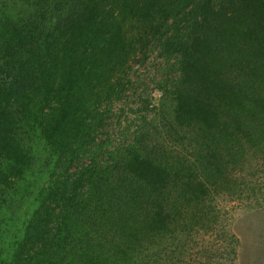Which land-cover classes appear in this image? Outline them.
<instances>
[{
  "label": "trees",
  "instance_id": "trees-1",
  "mask_svg": "<svg viewBox=\"0 0 264 264\" xmlns=\"http://www.w3.org/2000/svg\"><path fill=\"white\" fill-rule=\"evenodd\" d=\"M224 2L3 3L0 264L234 259L214 198L264 207V0ZM148 51L130 128L111 107Z\"/></svg>",
  "mask_w": 264,
  "mask_h": 264
},
{
  "label": "rangeland",
  "instance_id": "rangeland-1",
  "mask_svg": "<svg viewBox=\"0 0 264 264\" xmlns=\"http://www.w3.org/2000/svg\"><path fill=\"white\" fill-rule=\"evenodd\" d=\"M189 1L191 2L192 0ZM210 1L211 4L216 6L220 2H224V0ZM9 2L11 0H0V9L3 10V3L8 6ZM226 5V2H224L221 6ZM18 10L17 5V9L13 12L7 10L6 12L14 16V13H18ZM126 33L127 36L130 35L129 32ZM134 44L130 43L129 45L134 46ZM127 52H129V49ZM141 52L133 60L129 59L126 75L130 83L126 86L127 89L124 90L123 95L119 97L120 100H116V103L112 105L110 113V115L113 114L119 117L122 122L127 121L130 128H134L139 123L138 121L145 110L144 103L146 97L149 95L153 104H155V100L158 98V93L153 88V80L155 77H159L154 68L158 60L153 52H146L144 58ZM115 119L113 118V121ZM112 123L110 124V130L113 129ZM259 164L264 167V156L259 161ZM262 178L264 180V175ZM261 185L260 195L262 197L264 196V184ZM214 199L215 204L218 207L221 204V209L223 210L222 212L215 213L218 216L219 222L222 220L223 225H227L229 234L235 236V239H237V249L234 259L231 261L226 260L227 262L225 261L223 264H264V207L248 210L238 206L234 201L228 202L229 200L225 197L217 196Z\"/></svg>",
  "mask_w": 264,
  "mask_h": 264
}]
</instances>
